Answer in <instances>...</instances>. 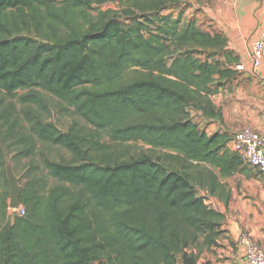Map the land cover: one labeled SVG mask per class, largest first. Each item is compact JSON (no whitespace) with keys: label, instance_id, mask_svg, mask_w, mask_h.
Here are the masks:
<instances>
[{"label":"trees","instance_id":"16d2710c","mask_svg":"<svg viewBox=\"0 0 264 264\" xmlns=\"http://www.w3.org/2000/svg\"><path fill=\"white\" fill-rule=\"evenodd\" d=\"M106 2L119 4L130 24L114 10L90 14ZM176 4L0 0V94L22 104L18 110L0 96V264H195V250L216 245L224 214L197 189L227 202L219 176L248 166L228 148L227 132L209 134L187 109L222 119L209 95L214 82L236 77L238 57L222 31L186 18L185 6L174 15ZM41 91L112 143L143 142L162 157L124 158L75 125L61 131L44 117L50 109ZM35 138L73 160L44 157L61 183L30 177L19 198L25 214L9 217L6 155L31 158Z\"/></svg>","mask_w":264,"mask_h":264},{"label":"crops","instance_id":"0c3cea01","mask_svg":"<svg viewBox=\"0 0 264 264\" xmlns=\"http://www.w3.org/2000/svg\"><path fill=\"white\" fill-rule=\"evenodd\" d=\"M184 1L185 15H194L199 23L222 31L228 50L238 57L231 65L238 71L236 77L221 86L214 82L215 91L209 95L222 119L205 116L198 109L205 124L203 129L209 134L227 132L232 139L248 126L264 135V58L256 68L252 62L253 44L264 35V0ZM230 141L227 145L231 150ZM241 168L229 176H219L229 198L225 202L211 196L221 205L224 222L216 245L194 249L195 264H248L240 244L242 233L264 244V181L257 169L248 166L242 172Z\"/></svg>","mask_w":264,"mask_h":264},{"label":"rangeland","instance_id":"374dc122","mask_svg":"<svg viewBox=\"0 0 264 264\" xmlns=\"http://www.w3.org/2000/svg\"><path fill=\"white\" fill-rule=\"evenodd\" d=\"M58 2H61V0H58ZM179 3L180 5L176 4V6L173 8V11L175 12L173 13L174 15L177 14L176 10H178V8H182L184 6L185 1L179 0ZM107 10H114L115 12H118L120 20L124 22V24H130V19H128L127 15L122 14V7L117 3L106 2L101 5H94L93 9L90 11V14L94 17H97L101 12ZM186 18L189 17L186 16ZM132 76L133 70H130L125 74L126 79ZM27 91L28 90H19L18 95H21ZM41 95L50 109L49 114L43 113L44 117L48 121L54 122L57 127L63 132L68 131L71 126L75 125L77 129L82 130L83 134L88 135L91 139H98L104 143H107V141L110 142L115 151L120 153V156L124 158H129L131 156L139 157L143 154H147L153 158H156L158 156L162 157L164 153V151L159 149L154 150L150 145L144 144L143 142L131 141L128 143H112L106 131L97 130L96 128L88 124L84 119L76 114L74 107L68 105L67 103L61 101L60 99L46 91H41ZM0 96L3 97L7 102H14L17 105L18 110L22 108V104L18 102V97L7 96L4 93H1ZM32 106L34 108L36 107L34 105ZM187 110L190 111V117L194 120V122H196L199 127L203 129L205 124L203 122V119L201 118L202 115L200 114L199 110L195 107L188 108ZM35 140L38 143V151L36 155L32 156L31 158H23L20 163H17L12 159L13 154L7 153L6 155L9 180V194L7 197V202L9 203V206L11 202V179L15 181L17 187L20 190V193L22 192L27 180L33 176L44 177L50 184V186H53L61 182L57 178L49 174L48 170L44 167L43 158L45 157L60 162L73 160V155L69 150L61 146H55L46 142H42L38 138H35ZM33 164L36 166L38 165L39 168L36 171H32V173H30L29 166ZM197 190L198 194L201 195L202 192L200 188H198ZM7 214L9 217L11 216L9 211H7ZM202 240L203 239H201V242ZM197 246L200 247V242L198 243V245L193 247H196L198 249ZM177 264H181L180 261Z\"/></svg>","mask_w":264,"mask_h":264},{"label":"built area","instance_id":"2783aa9c","mask_svg":"<svg viewBox=\"0 0 264 264\" xmlns=\"http://www.w3.org/2000/svg\"><path fill=\"white\" fill-rule=\"evenodd\" d=\"M264 58V35L258 38L252 49L253 67L261 65ZM230 148L240 155L243 164L257 169L264 181V135L246 126L237 131L230 141ZM206 204L216 211H221V205L213 198L207 190H201ZM10 215L23 216L25 207L19 205L14 208L9 206ZM240 244L243 247L248 264H264V244H261L248 233L240 235Z\"/></svg>","mask_w":264,"mask_h":264},{"label":"water","instance_id":"95a60500","mask_svg":"<svg viewBox=\"0 0 264 264\" xmlns=\"http://www.w3.org/2000/svg\"><path fill=\"white\" fill-rule=\"evenodd\" d=\"M10 189H11V207H18L20 204L19 198H20V190L17 187L15 181L13 179L10 180Z\"/></svg>","mask_w":264,"mask_h":264}]
</instances>
